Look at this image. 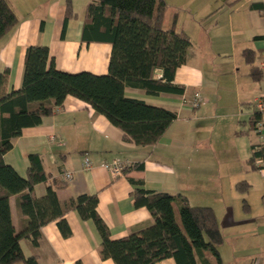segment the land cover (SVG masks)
I'll list each match as a JSON object with an SVG mask.
<instances>
[{"label":"crops","instance_id":"0c3cea01","mask_svg":"<svg viewBox=\"0 0 264 264\" xmlns=\"http://www.w3.org/2000/svg\"><path fill=\"white\" fill-rule=\"evenodd\" d=\"M18 21L0 40V75L8 68L2 92L22 87L25 54L31 45L49 47L55 66L67 72H108L112 46L108 42L83 39L86 7L92 0H71L76 17L68 20L67 0H7ZM166 0L169 9L166 28L176 21L177 30L191 40L187 61L176 73L175 82L184 84L183 95H149L128 87L125 94L177 113V119L154 145L141 146L123 140V132L84 101L69 96L41 124L24 129L14 138L13 148L4 155L6 163L26 175L28 155L40 153L44 168L53 176L65 171L73 179L58 189L61 200L83 193L98 196L97 210L108 224L111 238L124 237L154 222L146 207L134 205L135 186L128 176L143 179L149 190L181 193L191 205L213 208L223 242L219 253L223 264H264V161L249 164L253 146L264 144V74L260 81L251 75L243 51L255 52L254 65L264 72V14L260 0ZM176 15V18H175ZM175 18V19H174ZM196 92L205 102L190 103ZM262 112V128L251 130L254 109ZM54 135L60 142H51ZM93 166L83 169L84 157ZM113 159L144 163L143 171L114 176L104 167ZM61 178L65 179L63 174ZM242 180L250 184L242 198L236 188ZM46 192V183L34 189ZM260 192L262 206L253 210L254 195ZM246 199L249 209L243 205ZM11 213L17 225L15 197ZM178 215V208H175ZM72 235L63 237L56 221L46 224L38 246L24 239L26 256L36 255L39 264H115L101 258V237L92 220H83L75 210L66 214ZM210 262L215 258L205 253ZM199 264H203L198 257ZM17 264V263H15ZM22 264H24L22 262ZM157 264H177L167 258Z\"/></svg>","mask_w":264,"mask_h":264},{"label":"trees","instance_id":"16d2710c","mask_svg":"<svg viewBox=\"0 0 264 264\" xmlns=\"http://www.w3.org/2000/svg\"><path fill=\"white\" fill-rule=\"evenodd\" d=\"M236 1V0H234ZM233 1V2H234ZM169 5L166 0H92L86 7L82 37L87 41L111 44L108 72L76 73L58 69L51 59L49 47L31 45L25 54L22 87L5 94L3 84L9 70L0 75V264H39L36 255L26 256L21 241L28 239L38 246L43 227L57 222L63 237L72 235L66 214L75 210L81 219L92 220L101 237V258L113 259L115 264H157L174 258L177 264H223L219 245L223 233L210 206L191 205L187 196L143 187V179L128 176L135 186L134 205L146 207L154 222L147 227L113 239L108 224L97 210L98 196L83 193L66 200L58 196V189L67 185L60 175L45 170L40 153L28 155L26 175L6 163L4 155L14 145V138L24 129L42 123L52 115L67 97L84 101L105 116L123 132V140L141 146L156 144L177 119L172 110L151 105L143 99L125 94L128 87L139 88L149 95L169 93L183 95L186 86L175 82L177 70L186 63L191 40L183 30H177L176 21L170 28L164 26ZM71 0H67L64 28L76 17ZM176 18V15H175ZM174 18V19H175ZM18 21L7 0H0V40ZM251 64L250 75L255 81L263 77V69L255 66V52L243 51ZM254 109L249 120L250 129L257 130L262 112ZM249 164L264 161V144L253 146ZM264 165V163H263ZM144 163H130L124 174L143 171ZM46 183V192L37 196V184ZM250 184L242 180L236 188L246 193ZM16 201L17 225L14 224L10 197ZM246 210L249 205L243 199ZM178 208L179 219L175 208ZM215 262H210L205 253Z\"/></svg>","mask_w":264,"mask_h":264},{"label":"built area","instance_id":"2783aa9c","mask_svg":"<svg viewBox=\"0 0 264 264\" xmlns=\"http://www.w3.org/2000/svg\"><path fill=\"white\" fill-rule=\"evenodd\" d=\"M260 3L262 5V13L264 14V0H260ZM205 99L201 96L200 92H196L194 95L193 100L191 101L190 105L192 108H196L198 107L200 104L204 103ZM256 107L257 109H264V103L261 101H258V103H256ZM258 129L261 132V128H262V122H258L257 123ZM51 142H60V139H58L56 136L52 135L50 137ZM130 164V162L127 160H122V159H113L111 161H108L104 164V167L109 170L114 176H122L124 175V168L126 166H128ZM83 169L84 170H89L92 168L93 163L91 161V159L88 156L84 157V161H83ZM64 178L67 181H71L73 179V173L70 171H65L63 174Z\"/></svg>","mask_w":264,"mask_h":264},{"label":"rangeland","instance_id":"374dc122","mask_svg":"<svg viewBox=\"0 0 264 264\" xmlns=\"http://www.w3.org/2000/svg\"><path fill=\"white\" fill-rule=\"evenodd\" d=\"M242 198H247V195L245 193H242ZM253 200V210L255 211V209L259 208L262 206V200H261V195H260V192H257L254 197L252 198ZM255 213H258L257 211H255ZM178 220L180 221L179 219V216H177ZM17 264H22V262H16Z\"/></svg>","mask_w":264,"mask_h":264}]
</instances>
